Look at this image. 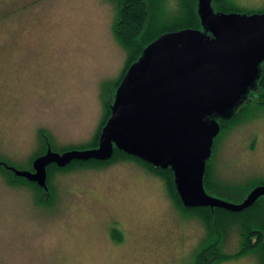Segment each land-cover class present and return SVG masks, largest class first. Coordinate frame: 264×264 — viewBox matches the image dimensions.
Segmentation results:
<instances>
[{
    "label": "rangeland",
    "instance_id": "1",
    "mask_svg": "<svg viewBox=\"0 0 264 264\" xmlns=\"http://www.w3.org/2000/svg\"><path fill=\"white\" fill-rule=\"evenodd\" d=\"M229 1L237 7L231 12L264 13V0ZM162 8L161 22L182 12L180 0H163ZM115 13L110 0H0V160L30 170L41 131L59 150L93 140L104 86L127 59L113 33ZM250 106L247 117L220 131L210 157L211 177L223 188L211 194L231 203L264 185V108L255 100ZM49 179L51 190L39 200L33 186L12 185L0 170V264L195 263L204 223L142 163L121 158ZM259 218L264 223V212ZM240 244L241 227L233 224L222 249L235 254ZM217 264H264V252Z\"/></svg>",
    "mask_w": 264,
    "mask_h": 264
},
{
    "label": "water",
    "instance_id": "2",
    "mask_svg": "<svg viewBox=\"0 0 264 264\" xmlns=\"http://www.w3.org/2000/svg\"><path fill=\"white\" fill-rule=\"evenodd\" d=\"M198 14L202 29L160 35L130 66L97 147L62 153L48 147L33 160V170L8 168L47 190L49 165L105 161L117 148L155 167H171L186 207L234 213L252 207L264 196V185L231 203L208 194L204 177L221 131L216 118H230L260 76L264 13L215 12L212 0H198Z\"/></svg>",
    "mask_w": 264,
    "mask_h": 264
},
{
    "label": "trees",
    "instance_id": "3",
    "mask_svg": "<svg viewBox=\"0 0 264 264\" xmlns=\"http://www.w3.org/2000/svg\"><path fill=\"white\" fill-rule=\"evenodd\" d=\"M110 1L113 2L116 10L115 19L112 25L113 33L120 45L127 52L126 63L119 78L114 82L106 83L104 86V118L93 140L86 145L68 148L66 150L89 149L98 146L99 136L101 134L102 128L112 113L111 106L114 102L117 88L121 84L130 66L142 56L144 49L151 42L166 32L177 31L185 28L202 29L201 19L198 14V0H180L182 12L177 15L178 17L176 19L169 23L165 21L161 22L163 0ZM212 7L214 8L215 12L226 13L231 12L229 11L231 10V7L234 10L237 8L232 6L229 0H212ZM254 100L256 101L257 107L264 108V61L261 64L260 76L254 87L250 89L245 102L238 108V110L234 112L230 118H216L221 125V131L229 128L239 119L247 117L249 112H246L251 110L252 107L250 105L254 102ZM40 136L42 140V146L39 153L35 155V158L40 154L45 153L48 147H51L53 151L60 153L66 151L55 148L51 144L50 138L47 136L45 131H41ZM121 158L134 159L142 163L152 172L161 176L165 180L172 197L177 201L180 207L184 210L191 211V215L194 214L198 216L204 223L207 230V235L202 243L201 249L196 255L194 264H217L231 257H240L256 251L264 252V223H262V220L259 218V215L264 212V196H261L252 207L238 213L230 212L221 208L186 207L182 203L176 190L174 183V172L171 167L165 169L161 167H155L143 161L142 159L129 155L117 148L114 149V154L109 160L73 161L66 167H58L55 164L49 165L47 168L48 189L51 190L49 178L55 171L72 169L78 166L102 165ZM9 166L14 165L6 160H0V170L7 175V182L12 185L16 183H22L33 186L38 192L40 197L39 200H41V193L44 194L45 189L39 187L34 182L28 181L24 177L16 176L14 172L8 168ZM210 167L211 165L209 159L207 161V168L204 177V187L206 192L212 195L211 192L214 190H221L223 188H221L220 185L212 179ZM16 168L26 169L21 167ZM28 169L32 170V167H29ZM256 186L258 185L251 186L244 198ZM244 198L242 200H244ZM233 224H239L241 227V244L238 252L235 254H227L222 249V244L227 229ZM118 234V230H113V239H120Z\"/></svg>",
    "mask_w": 264,
    "mask_h": 264
}]
</instances>
